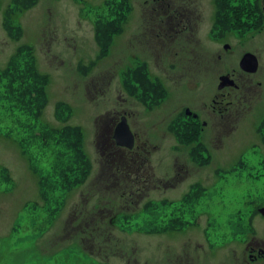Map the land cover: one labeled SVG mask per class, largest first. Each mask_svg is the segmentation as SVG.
Wrapping results in <instances>:
<instances>
[{"label": "rangeland", "instance_id": "1", "mask_svg": "<svg viewBox=\"0 0 264 264\" xmlns=\"http://www.w3.org/2000/svg\"><path fill=\"white\" fill-rule=\"evenodd\" d=\"M11 1L0 0V73L17 56L21 67L31 61L48 76L47 103L29 134L80 127L92 169L82 183L67 188L57 179L55 195L45 200L41 175L51 172L59 148L29 137L24 145L20 122L25 117L14 121L0 98V264H234L245 251L250 223L264 238V215L258 210L264 206V0H230L232 16L235 10L242 13L223 32L215 27L216 0H38L13 14L23 29L19 40L4 25ZM185 2L194 10L193 26L178 30L167 12ZM118 3L122 12L114 18L121 29L100 57L96 21L111 18ZM246 53L258 57L259 69L241 105L243 116L226 125L220 143L196 152L193 144L162 143L152 134L146 139L162 113H175L200 94H218L222 76L247 81L240 68ZM140 65L152 77L174 76L181 86L195 79L197 91L175 92L164 106L149 108L140 90L133 95L126 86ZM59 104L66 106L62 117L67 120L58 115ZM128 111V124L140 136L141 153L158 186L150 202L138 206L129 205L120 168L114 169L118 185L113 187L104 170L110 126L128 118ZM166 180L175 187L168 188ZM198 181L204 190L192 188ZM188 192L200 197L192 207L181 201ZM147 203H152L148 209ZM175 219L185 224L173 226Z\"/></svg>", "mask_w": 264, "mask_h": 264}, {"label": "flooded vegetation", "instance_id": "2", "mask_svg": "<svg viewBox=\"0 0 264 264\" xmlns=\"http://www.w3.org/2000/svg\"><path fill=\"white\" fill-rule=\"evenodd\" d=\"M167 13H171L169 20L173 21V25L177 27L178 30L192 28L194 10L189 3H179ZM241 70L243 77L245 76L244 78H246L247 81L237 79L233 75H230L229 77L234 83L231 85L227 84L225 87L219 89L218 94L214 96L200 94L195 97L193 102L196 103L194 104L193 102L182 104L178 108L172 106L175 108V113H169L168 111L162 113L159 116V122L149 127L151 130L150 135L148 136L145 133L146 135L144 136L146 139L149 140L152 134L154 135L153 137L160 139L162 143L175 142V144L181 145L193 144L196 145L194 147L196 152H200L205 148L207 150L206 144L209 145L212 142L220 143L224 136L223 131L226 130V125H230L235 119H239L243 116L240 110L241 105L250 96V92L254 86V79L251 78V76L258 72L251 73L244 71L242 68ZM169 76L170 75H165V77L160 78L152 77L147 72L146 77L150 80L152 87L149 93L150 97L145 103L149 104L158 101L159 106H164V103L169 101L175 92L186 91V96H189L190 93L195 90V79H187L185 84L181 86L178 83L179 79L174 78V76L169 78ZM133 82L131 73L128 84L133 86ZM139 90L142 99L143 90L141 88ZM236 91H238V93H236ZM240 91H242V93H240ZM156 95H158V97H156ZM207 100L210 102L207 103ZM148 107L152 108L151 106ZM130 116L131 113L128 111V122ZM118 124V122H114V125L110 126L109 136L106 138L109 145L105 148L103 153L104 170H107L108 173L109 187H113L118 185V176L117 174H113L114 169L117 167L120 168L128 184V193L130 194L129 205L138 206L145 199L150 202L149 198L152 192L158 191V186L153 184L155 181V174L151 168H147L148 161L147 158H145L146 155L141 153V146L139 145L141 141L140 136L136 131L131 129L135 136L133 147L125 148L119 146L115 139V129ZM210 129H213L212 132L214 135L209 134ZM120 149L123 151L118 153ZM157 181L162 183L165 182L160 177L157 178ZM198 183L200 182L194 183V186L191 185L192 188L204 190L205 188ZM166 184L170 189L174 188L176 185L174 182H167V180ZM194 195L195 194L188 192L184 198H181L182 204L192 207L200 198L198 195H195V197ZM151 206L152 203H147L145 208L148 209ZM262 209H264V206L258 209L261 214H263L261 211ZM255 212L256 209L251 213L254 214ZM193 223H197L196 220ZM175 224L183 223L181 220L175 219L173 226H175ZM149 230H151V228H149ZM256 231L255 227L250 223L249 230H247L245 236L247 242L245 251L242 257L236 255L237 258L234 259V264H264V238L258 236ZM153 232H156V230H153Z\"/></svg>", "mask_w": 264, "mask_h": 264}, {"label": "trees", "instance_id": "3", "mask_svg": "<svg viewBox=\"0 0 264 264\" xmlns=\"http://www.w3.org/2000/svg\"><path fill=\"white\" fill-rule=\"evenodd\" d=\"M37 2L38 0L11 1V5L5 11L4 25L13 39L19 40L23 35V29L14 22L13 14L28 9ZM237 4L240 3L237 2ZM117 5V8L115 7L112 11L111 18H98L96 21V39L101 48L100 57L105 55V52L111 45L113 40L112 34L121 29L119 20H117V17L114 18L119 12L120 16L122 12L121 5L119 3ZM216 6L215 27L219 28L220 32L233 28L235 24V21H233L234 17H236V14L242 12L235 10L233 17L230 0H216ZM237 7H240V5H237ZM246 25L247 23L242 24V28H246ZM256 25L258 24L255 23V26ZM239 26L240 24L236 27ZM30 63L31 61H28V66L21 67L17 56L12 58L9 66L0 73V98L3 101L4 113L12 117L14 121L17 123L20 122L19 115L25 117V120L20 122V124L24 126L22 130L25 132L24 135L20 134L23 144L26 137H29L32 139L33 143L43 145V147L44 144L52 141L56 147L59 148L56 152L55 160L51 165V172L42 174L40 180V192L44 199L49 202L57 191L56 186L58 181L61 182L64 188L82 183L87 177L88 172L92 169V164L82 149L83 133L78 126L66 125L60 129L43 128L29 134V131H33L34 121H37L46 106L47 96L45 93V86L48 83V76L39 73L35 65L32 63L29 65ZM81 68H83L85 72L90 69L89 66ZM131 73L134 85L132 86L126 82L129 93L134 95L141 88L143 90L142 101L146 102L150 97L149 93L152 87L150 80L146 77V66L140 65ZM156 97H158V95H156ZM157 103L158 101L149 103V106L152 107ZM65 108V105L59 104L57 111L61 119L67 120L66 117H62ZM67 152H71L72 155L69 156ZM33 169L36 170V168ZM56 172L58 173L54 176ZM72 175L75 176L73 182H71Z\"/></svg>", "mask_w": 264, "mask_h": 264}, {"label": "water", "instance_id": "4", "mask_svg": "<svg viewBox=\"0 0 264 264\" xmlns=\"http://www.w3.org/2000/svg\"><path fill=\"white\" fill-rule=\"evenodd\" d=\"M225 48H229V45H225ZM240 67L247 72L255 73L259 69V59L253 53H246L241 61ZM219 89L225 87L227 84H233L234 81L230 79L229 76H222L220 78ZM115 139L119 146L132 148L134 145L135 136L128 124V119L126 116H123L121 122L117 125L115 129ZM264 214V209L261 210Z\"/></svg>", "mask_w": 264, "mask_h": 264}]
</instances>
